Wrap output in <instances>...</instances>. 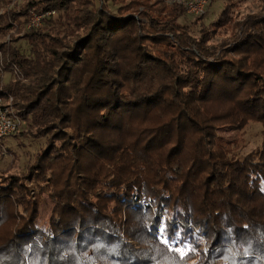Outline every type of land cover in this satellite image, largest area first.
Wrapping results in <instances>:
<instances>
[{
  "label": "trees",
  "instance_id": "trees-1",
  "mask_svg": "<svg viewBox=\"0 0 264 264\" xmlns=\"http://www.w3.org/2000/svg\"><path fill=\"white\" fill-rule=\"evenodd\" d=\"M14 1L0 97L14 135L44 145L0 173V264H264V140L238 158L217 135L242 120L264 134V0L198 36L202 16L182 24L168 0Z\"/></svg>",
  "mask_w": 264,
  "mask_h": 264
},
{
  "label": "rangeland",
  "instance_id": "rangeland-1",
  "mask_svg": "<svg viewBox=\"0 0 264 264\" xmlns=\"http://www.w3.org/2000/svg\"><path fill=\"white\" fill-rule=\"evenodd\" d=\"M21 1L15 0L14 2L20 4ZM261 4L260 0H209V5L202 15V19L192 27L191 33L193 36H198L201 26H207L214 22L226 6H229L232 10L233 17L242 19L249 13L258 12ZM59 15H61V12L54 14L56 20ZM196 18L185 13L179 19V22L182 24H191ZM223 37L230 39L229 32ZM223 37L216 38V41H219ZM18 44L22 48H26L27 46L24 41H19ZM262 126L257 122L242 120L235 125L220 127L217 130V135L230 143V148L234 156L242 158L248 153L261 148L264 140ZM43 145L44 141L42 139L21 138L18 134L3 138L0 140V173L3 172L8 175L25 172L27 163L32 160L36 151ZM9 166L11 167L8 169ZM42 199V203L38 207L35 226L38 230L51 234L49 221L53 203L46 196H43ZM91 200V204L94 206L96 200L94 198H91Z\"/></svg>",
  "mask_w": 264,
  "mask_h": 264
},
{
  "label": "built area",
  "instance_id": "built-area-1",
  "mask_svg": "<svg viewBox=\"0 0 264 264\" xmlns=\"http://www.w3.org/2000/svg\"><path fill=\"white\" fill-rule=\"evenodd\" d=\"M169 3L180 5L186 14L199 17L205 13L209 5V0H168ZM53 13V12H52ZM47 12L43 15H33L30 18L28 27H38L41 24V18L52 14ZM11 101L0 97V140L14 135L18 129V119L13 113Z\"/></svg>",
  "mask_w": 264,
  "mask_h": 264
}]
</instances>
